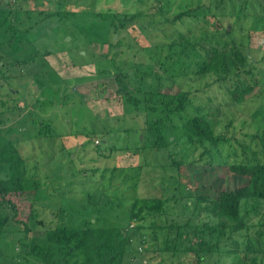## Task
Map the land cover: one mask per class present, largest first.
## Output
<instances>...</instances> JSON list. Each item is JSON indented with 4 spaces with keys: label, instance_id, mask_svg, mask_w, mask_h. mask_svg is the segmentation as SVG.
<instances>
[{
    "label": "rangeland",
    "instance_id": "1",
    "mask_svg": "<svg viewBox=\"0 0 264 264\" xmlns=\"http://www.w3.org/2000/svg\"><path fill=\"white\" fill-rule=\"evenodd\" d=\"M5 1L7 6L0 0V67L11 77L4 80L0 75V150L5 143L16 146L25 158L24 177L38 182L34 197L27 185L24 194L14 198L19 216L33 217L29 236L43 234L42 227L125 225L135 197L167 198L159 215L131 222V230L142 226L139 239L133 237L131 253L146 264H192V252L160 251L175 234L168 225L192 215L193 204L185 203L196 196L216 197L219 191L242 184L223 164L236 158L228 152L264 161L256 140L264 128V0H250L252 16L261 17L255 28L249 30L252 19L244 20L240 11L242 29L231 27L236 50L257 60L254 77L248 81L254 88L237 105L228 89L236 79H245L247 63L237 62L238 77L230 69L227 75L202 72L195 64L211 56L213 48L224 51L225 57L234 53L230 44L203 39L205 32L214 31L215 20L210 18L203 27L201 16L173 20L178 12L197 6L198 0ZM114 14L125 29L114 31ZM220 33V39L226 38L224 31ZM179 34L189 38V50L180 51L176 45L174 57L164 67L156 64L155 75L144 78L149 77L154 88L158 78L162 93L188 91V111L206 114L214 131L226 137L219 147L188 141L178 129L166 131L165 147L151 148L153 136L145 129V105L150 103L144 96L146 82L138 76L159 54L152 45L178 42ZM166 54L165 47L159 61ZM138 61L142 64L136 66ZM168 67L179 70L173 78L168 77L172 72ZM130 95L140 102L128 101ZM138 165L139 172L134 170ZM11 174L9 166L0 163V178ZM199 212L196 221L218 222ZM245 219L244 227H223L212 238L218 246L204 254L201 264H252V253L245 247L256 238L264 240L259 236L264 234V200L257 213ZM9 224L0 236V263L44 264L27 256L29 247L16 241L23 226ZM258 263L264 264V257L258 255Z\"/></svg>",
    "mask_w": 264,
    "mask_h": 264
},
{
    "label": "trees",
    "instance_id": "2",
    "mask_svg": "<svg viewBox=\"0 0 264 264\" xmlns=\"http://www.w3.org/2000/svg\"><path fill=\"white\" fill-rule=\"evenodd\" d=\"M3 4L7 6L8 2L3 0ZM197 4L193 8L178 12L173 17V20L180 19L183 16H201L204 24L199 25L200 27L209 24L210 18L215 20V29L211 33L212 35L209 32H205L203 39L207 40L209 38L210 41L217 44H230L234 53L225 57L224 51L221 52L213 48L211 56L202 58L200 62L196 61L195 64L199 66V71L202 72H222L223 75H227V71L230 69L238 77V71L236 70L238 63H247L249 69L245 70V79H236L238 82L232 83L228 89L231 101L236 105L241 104L245 102L247 95L254 88V84L248 81L254 77L257 60L251 55H247L238 49L236 50L239 46L231 31V27L242 29L241 22L243 20L240 21L239 11L243 12L244 20L248 16L251 17V26H248L250 31L253 29V25L255 28L257 23H259L261 17L252 16L253 6L250 0H209L204 4L198 0ZM14 18L18 20L17 17ZM113 19L117 20V25L114 27L115 32L119 29H125V24L115 14ZM227 24H230V26L227 27ZM221 30L224 31L226 38L220 39L223 35V33H220ZM246 37L248 38L249 34H246ZM120 41V39L117 40L118 43ZM188 43H190L189 38L181 34H179L178 42L154 43L152 48L156 49L159 54L155 57L154 62L146 63L148 65L144 67V75H137L141 79L140 82H146L144 96L145 101L150 104L145 105L147 109L145 129L153 136L151 145L153 149L165 147L167 140H169V138H166V131L178 129L188 138V141H193L194 139L198 143L206 141L214 147H219L226 143V137L214 131V125L206 114L201 111L195 113L188 111L191 102L188 91L180 90L175 94L162 93L159 90L160 81L158 78L155 88L152 86L154 85L152 81H149V77L147 80L144 78L145 75L150 77L155 75L153 70L156 64L164 67L167 59L174 57L176 45H179L180 51H188ZM165 47L167 54L164 60L159 61L160 53ZM190 60L194 61L191 58ZM178 61L179 59H177ZM137 64L136 66H139L142 62L138 61ZM6 65L3 62V68ZM178 68L180 70L181 66L179 65ZM168 69L172 70L168 77L173 78L176 75L177 68L168 67ZM2 73V68L0 67V75ZM7 77L11 76L5 75V73H3V76L1 75V79L7 80ZM220 78L222 79V77ZM127 100L135 105L140 102V99L134 95H130ZM46 129L50 130L48 126ZM256 138L264 151V128L256 135ZM236 153L235 150L228 152L229 156L233 154L236 158L231 161L224 160L223 164L227 166L230 173L241 179L242 184L221 190L216 194V197L201 194L189 201V203L186 202L185 206L193 204L192 215L182 219V221L177 220L181 222H172V224L168 225L171 229H175V234L165 240L163 243L164 247L160 248V251H169L171 254H175L178 251L192 252V264H201L204 254L214 251L215 247L218 246V242H213L212 238L217 233L220 235L223 227L230 226L233 230L240 229L245 226V217L249 213H257L260 202L264 200V161L256 159L255 156L250 158L244 153L242 155ZM208 162L213 164V161ZM0 163H5L13 172L11 176L0 178V236L5 233V228L10 225V222L22 225L23 228L18 230L21 234L16 241L22 248L23 246L29 247L27 256L39 258L44 264H146V261L142 259L143 257L139 258L131 253L133 237L139 239L138 232L142 226L141 224L133 225L134 228L131 230L130 224L133 221H143L146 215L154 217L159 215L158 213L162 212V207L167 198L135 197L130 205V222L125 225L109 227L87 225L83 228H74L72 226L42 227L43 234L29 236V232L33 230L31 227L33 217L30 215H27L26 218L20 217V210L14 198H20V195L24 194L27 185L32 188L30 194L34 197L38 182H32L24 177L25 158L16 146L11 143H5L1 148ZM223 164L218 163L217 165ZM141 167V165L135 166L134 170L139 172ZM186 196L189 197V190H187ZM184 197L181 196L180 198ZM30 205L29 210L33 214L35 210L33 200ZM199 210L218 218V222L212 224L209 221H196L199 218ZM260 235L264 234L259 232ZM139 241L141 242V240ZM245 249V251L252 253L250 256L252 264H257L258 255L264 257V240L260 241L259 238H256L255 241L253 240V244L246 245ZM133 250L139 253L137 248H133ZM9 264L28 263L15 260Z\"/></svg>",
    "mask_w": 264,
    "mask_h": 264
}]
</instances>
